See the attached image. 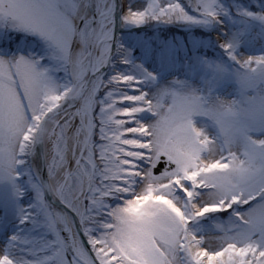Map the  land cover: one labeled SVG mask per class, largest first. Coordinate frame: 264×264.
I'll return each instance as SVG.
<instances>
[{
	"label": "snow or ice",
	"instance_id": "snow-or-ice-1",
	"mask_svg": "<svg viewBox=\"0 0 264 264\" xmlns=\"http://www.w3.org/2000/svg\"><path fill=\"white\" fill-rule=\"evenodd\" d=\"M0 264H264V0H0Z\"/></svg>",
	"mask_w": 264,
	"mask_h": 264
}]
</instances>
